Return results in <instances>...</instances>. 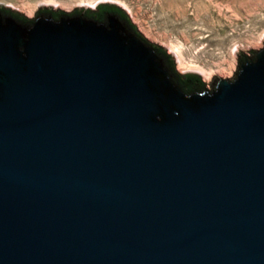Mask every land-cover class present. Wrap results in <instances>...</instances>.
I'll list each match as a JSON object with an SVG mask.
<instances>
[{
	"label": "water",
	"instance_id": "95a60500",
	"mask_svg": "<svg viewBox=\"0 0 264 264\" xmlns=\"http://www.w3.org/2000/svg\"><path fill=\"white\" fill-rule=\"evenodd\" d=\"M98 12L0 0V264H264V47L190 89Z\"/></svg>",
	"mask_w": 264,
	"mask_h": 264
},
{
	"label": "rangeland",
	"instance_id": "374dc122",
	"mask_svg": "<svg viewBox=\"0 0 264 264\" xmlns=\"http://www.w3.org/2000/svg\"><path fill=\"white\" fill-rule=\"evenodd\" d=\"M2 2L29 21L43 9L70 15L75 10L97 13L99 7H115L130 19L142 38L172 58L181 77L197 76L209 91L215 78H235L242 53H255L264 47V0Z\"/></svg>",
	"mask_w": 264,
	"mask_h": 264
},
{
	"label": "trees",
	"instance_id": "16d2710c",
	"mask_svg": "<svg viewBox=\"0 0 264 264\" xmlns=\"http://www.w3.org/2000/svg\"><path fill=\"white\" fill-rule=\"evenodd\" d=\"M89 14H90V16L93 15L96 18L99 16V12H97V13H89ZM122 15L129 21V19H128V17L126 15H124L123 13H122ZM16 16L19 17L20 19H24V20L27 21V19H25V18H23V17H21V16H19L17 14H16ZM173 67H174V65H173ZM182 80H183V82L188 83V85H190V89H194V88L196 89L198 87H204L205 86L203 84V82L200 80V78H198L196 76H193V75H187L185 77H182Z\"/></svg>",
	"mask_w": 264,
	"mask_h": 264
},
{
	"label": "bare ground",
	"instance_id": "6f19581e",
	"mask_svg": "<svg viewBox=\"0 0 264 264\" xmlns=\"http://www.w3.org/2000/svg\"><path fill=\"white\" fill-rule=\"evenodd\" d=\"M184 68V67H183ZM182 69V68H181ZM183 71H184V69H183Z\"/></svg>",
	"mask_w": 264,
	"mask_h": 264
}]
</instances>
